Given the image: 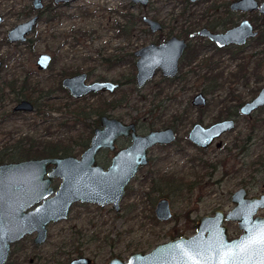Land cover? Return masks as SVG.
<instances>
[{
    "label": "rangeland",
    "instance_id": "374dc122",
    "mask_svg": "<svg viewBox=\"0 0 264 264\" xmlns=\"http://www.w3.org/2000/svg\"><path fill=\"white\" fill-rule=\"evenodd\" d=\"M31 1L0 0V17H2L0 23V62H2L0 147L10 143L12 139L16 141L20 138H29L34 145L52 140L67 146L70 137L79 131H75L79 127L73 129L74 126L71 124L62 126L59 121H53L52 119L59 118V114H52L46 108L40 110L43 116L33 111L16 117H7L14 103L22 100L21 89H23L25 78L28 79V87L35 98L41 93L65 97V94L58 91L57 87L61 76L73 73H85L90 82L105 79L124 83L118 93L104 95L100 101L104 98L113 100L125 94L129 104L113 110L110 115L120 117L124 121L138 118L141 129L145 131V128L149 127V120H152L149 111L153 104L159 105L162 102L164 107L165 96L173 87L170 89L168 85L162 84L160 76L141 90H135L134 85L125 84L132 71L130 63H135L132 54L157 39L141 25L140 19L146 15L164 23L166 29L163 35L176 36L177 30L174 29L173 19L184 7V0H150L145 10L132 6L129 0H77L65 9L44 10L24 44H9L6 40L7 32L37 14L31 8ZM42 1L45 6L51 3V0ZM231 1L233 0H207L197 5L186 6L188 12L194 14L192 23L197 26L202 24L198 20L199 16L210 4L216 2L222 5ZM217 11L218 14L214 17H222L223 6ZM234 18L237 21L239 17L235 15ZM126 27H128L127 34H121V28ZM205 49L197 61L185 71L194 69L202 72L204 60H207L205 65L213 66L219 63L218 68H215L216 73L223 72L221 80L217 83L220 86L219 93L207 97L210 106L204 118L211 116L206 120L210 121L214 117V112L225 106L224 103L220 104V100L224 97L226 99L225 95L230 87H233L231 91H239L236 95L246 101L254 91L264 86V42L259 48L256 47V43L248 44L246 48L240 50V57L235 61L220 53L214 57L211 48ZM44 54L52 58V64L46 71H40L36 67V61L40 55ZM104 59L118 60V62L121 59L122 64L108 68ZM240 65L246 67L247 86L234 82L230 77L232 73L238 71ZM187 79L188 85L194 86V89L180 96L177 99L178 104H171L165 111L163 107L155 111L152 116H162L157 125L161 126L164 119L168 121L169 117L180 113L185 103H188L198 90L204 89L199 77L192 76L188 81ZM204 84L205 88L209 86V82ZM181 85L184 83L178 80L169 86L177 89ZM159 86H163V93L155 97L157 93L155 88ZM205 91L209 92L207 89ZM97 100L99 98L88 97L86 100L73 103V107L92 104ZM53 102L61 105L65 103V100ZM65 116L67 113L64 114ZM3 118L4 120L1 121ZM253 119L254 121L263 120L264 110L257 113ZM93 121L94 119L91 118L86 121V124L92 125ZM187 124L183 125V130ZM251 124L252 122L245 118L238 119L235 129L223 139L224 147L213 148L202 155L195 153L185 143L184 132H181L180 141L173 148L151 150L149 153L151 164L137 173L131 181L129 196L124 198L120 205V215L111 211L109 206L104 209L78 207L72 211L69 221L48 229L47 241L39 250L32 248L30 239L12 247L11 251L14 252L12 262L28 264L31 257L40 253L42 258L39 263L41 264L55 262L66 264L69 259L76 256L75 248L81 242L85 243L82 249L86 255L94 258V264H107L111 257L127 260L132 254L149 253L157 245L172 241L179 236L191 237L195 233L194 222L197 225L200 218L212 215L214 211L226 213L232 208L230 196L237 189L249 186L246 189L251 195L261 193L264 170H261L256 163L264 160V121L260 122L254 133L250 135ZM248 135H250V141L245 152H239L237 147L232 148L230 153L227 152L226 149L234 142L238 147L243 145ZM237 138L238 141H236ZM104 156L99 157V162ZM164 175L174 176L177 182L182 179L177 186L179 192L175 193L174 189L177 188H173L172 185L167 187L159 180ZM152 182L156 183L153 191H151ZM147 193L150 194L147 195ZM161 197L170 201L174 215L168 222H158L154 218L153 209ZM257 216L264 218V209L259 210ZM224 225L229 237L237 238L241 234L236 223L225 222ZM75 227L80 230L77 236L72 233ZM21 248L24 249L21 250Z\"/></svg>",
    "mask_w": 264,
    "mask_h": 264
},
{
    "label": "water",
    "instance_id": "95a60500",
    "mask_svg": "<svg viewBox=\"0 0 264 264\" xmlns=\"http://www.w3.org/2000/svg\"><path fill=\"white\" fill-rule=\"evenodd\" d=\"M72 0H54L68 3ZM195 1V0H191ZM133 4L145 7L149 0H131ZM33 11H39L41 0H32ZM259 8V9H258ZM232 11L264 14V1L259 6L255 0H239L230 6ZM2 18L0 17V23ZM38 16L14 26L7 33L10 43L24 44L32 32ZM152 32L160 25L146 17L142 19ZM199 35L212 41L217 47L242 45L255 33L249 22L224 34H210L206 30ZM185 48L184 41L175 38L155 46L153 44L137 51L136 85L142 88L151 80L157 69L165 78L177 74L178 61ZM51 62L48 55H40L36 61L38 70H46ZM86 75L81 74L62 81V87L72 97L79 99L90 93L110 92L117 85L110 82L85 83ZM196 102H204L198 96ZM264 106V88L258 96L241 108L243 115L249 116ZM29 103L22 102L15 110L30 111ZM103 130L95 129L90 145L80 160L72 157H51L30 159L18 163L0 165V264H7L11 246L26 235L36 233L35 244L46 241V227L49 223L67 219L70 206L77 201L99 206L112 205L119 211V203L125 188L134 179L140 168L148 164L147 151L155 145L169 144L174 140L171 130L151 132L138 136L132 125H124L115 119L101 118ZM234 128L232 121L216 124L208 129L196 126L189 139L194 144L206 148L216 138ZM119 136L130 137L132 145L120 151L111 166L104 170L96 164V155L101 149L114 148ZM51 170L48 172V169ZM52 179L61 181L54 193ZM233 208L228 212L215 211L213 216L200 218L196 233L189 238H179L157 245L149 253L132 254L126 261L112 258L108 264H264V218L257 216L264 209V194L247 198L243 189L236 191L232 198ZM36 208L32 209L34 206ZM159 222L171 220L168 201L161 200L155 209ZM225 222L237 224L240 236L230 239ZM88 259L75 260L71 264H88Z\"/></svg>",
    "mask_w": 264,
    "mask_h": 264
},
{
    "label": "flooded vegetation",
    "instance_id": "af4514ba",
    "mask_svg": "<svg viewBox=\"0 0 264 264\" xmlns=\"http://www.w3.org/2000/svg\"><path fill=\"white\" fill-rule=\"evenodd\" d=\"M76 1L77 0H72L71 2H68L66 4L62 3V2H59L57 5H55L54 4V0H51V3H49V4H47L45 6L43 4V1L41 0L43 7H42L41 10L36 11L37 14L34 15V16H38V20H39L41 18V16L43 15V11L44 10H49V9H53L54 10V9H57V8L65 9L68 6L72 5ZM129 1L132 4V6L134 5L135 7H140L143 10L147 9V7L150 4V0H149L148 4L145 7H143L141 5H138V4H133L131 2V0H129ZM205 1H207V0H195V1L184 0L183 1L185 3V4H183L184 7L176 15L175 19H173L174 29L177 30L176 36L175 35H168V36H166V35L164 36L163 35V33H164L165 29H166L165 28L166 26L164 25V23H160L159 21L151 19V18H149L146 15H143L142 18L140 19L141 25L146 27L148 32L152 36L157 38L156 40H154L153 42H151L150 44H148L146 46H149L151 44H153L155 46H158L160 44H163V43L169 41L172 38H175V39H178V40H182V41H184V44H185V48H184L183 54H182L181 58L178 61L177 74L173 78H165V77L162 76L160 70L157 69L155 74H154V76H153V78L151 80H149L146 83V85L144 87H142V88H138V86L136 85V73H137L136 62H137L138 58H136L134 56V54L137 51H139L140 49H142V48H144L146 46L136 50L132 54V56L135 58V63H133V62L130 63L132 71L130 73V78L125 83L126 85H134L135 86V88H134L135 90H141V89H144L148 84H150L156 77L160 76V82L162 84L168 85L167 87L170 88V89H172L171 87H173V89L170 90L169 93L165 96V101L166 102L164 103L165 104L164 107H163L162 102L159 105L157 103H156V105H155V103L153 104L152 108L149 111V114L152 117V120L151 121L149 120V122H150L149 123V127H147V129L145 128V131H143L144 129H141V127H140L141 123H140L138 118L131 119L130 121H124L120 117L116 118L114 116H111L110 113L113 112V110H116L119 107L121 108V106H123V105L126 106V105L129 104V102L125 101L123 103L115 104V106H113L110 111L105 112L103 115L100 114V116L91 117V118L94 119V121L91 122L93 127L91 129L92 132H91L90 137L88 139L84 140V141H86V143H83L82 145H81V143L79 144L77 139L79 138L80 140H82V137H79V133H77V132L74 133L75 135L70 137V141H69V143H67V148H70L72 150H68V152H67L68 155L64 156V157H72V158H75L77 160L81 159L82 155L84 154V152L87 150V148L90 145V141H91V139L93 137V131L95 129H100V130L104 129V127L101 125V118H103V117H105L107 119H115V120L123 123L124 125H132L135 128L136 134L138 136H146V135H148L151 132L164 131V130H171L173 132L174 140L171 143L163 144V145H155V146H153L152 148H150L147 151L148 164L146 166H144L143 168H140L137 173H139L144 168L149 166V164H151V159L149 158V153L151 152V150H153V149H170V148H173L174 146H176L179 143V141H180L179 138H180L181 132H184L183 140L185 141V143H187L193 149V151L195 153L199 154V155H202L203 153H206L209 150H212L213 148L222 149L224 147L223 139L235 129L236 122H238V119H240V118H245V119H247V121H250V123L252 122L251 127H254V129H253V131H251V127H250L249 128V134L251 135V134L254 133V130H255L256 126L258 124H260V122H263L264 119L263 120L257 119L256 121H254L253 118H255L257 113H259L260 111L264 110V106L259 107L257 110L252 112L249 116L243 115L240 110L246 103H249L252 100H254L258 96V94L262 91L264 86L262 88L256 90V91H254L251 94V96H249L248 100H246V101H243L240 96L236 95V93H238L239 91H236V90L235 91H231V90H233L232 89L233 87H230L228 93L225 95L226 99L224 97V98H221V100H220V104L224 103L225 106L220 108V109L216 108V110L217 109L218 110H217L216 113L214 112V117L211 118L210 121H206L207 118L211 117V116H208L206 119L204 118L208 114V111H209L208 109H209V106H210L207 97L209 95H213V94L219 93L220 86H218V85L217 86L209 85L207 88H205L206 86H205L204 83L205 82L207 83L209 78H214L215 77L216 84H217L218 81L221 80L223 72L216 73L215 68L216 67L218 68V64L219 63L218 64L215 63V64H213V66L209 65V64L205 65L204 63L207 60L202 61V63L204 62L203 63L204 67L202 68V72L194 70V69H191V70H189L187 72L185 70H186V68L191 67L197 61V59L200 56L201 52H204L206 50L205 48H211L213 50V52H214V55H213L214 57L217 56L218 53H220V54H224V56L225 55L228 56V58L233 60V61L237 60L240 57V54H239L240 50L246 48L248 46V44L256 43V47L259 48L262 45V43L264 42V39L262 38V36L264 35V14H260L258 10L253 11V12L232 11L230 9V6L233 3H235V2H237L239 0H233L230 3H228V4L227 3H223L222 5H218L216 2H213L199 16L198 20L200 22H202V24L195 26L192 23V19L194 18V14L188 12L189 10H188L186 5H197V4H200L201 2H205ZM255 1L260 6L261 3L264 0H262L261 2H258L257 0H255ZM222 6H223V16L219 17V18L218 17H214V16H217V14H218L217 10L218 9H222ZM31 8L33 10L32 5H31ZM235 15H237V17H239L237 21H235V18H234ZM143 17H146V18H148V19H150V20H152L154 22H157L160 25V29L155 31V32H152L150 30V28L147 26V24L143 23V21H142ZM133 19L134 18H132V20ZM244 21H247V22L250 23V25L253 28V32L255 33V36L253 38H248L245 41V43L242 44V45H234V44H232V45H228V46L219 48L212 41H210L209 39L199 35V32H201L202 30H206L210 34H224L227 31L240 26V24L242 22H244ZM37 23H38V21H37ZM261 28H263V29H261ZM127 32H128V27H127ZM27 37H26V41H27ZM6 40H7V35H6ZM261 40H262V43L258 45V41H261ZM7 42H8V40H7ZM193 42L195 44H193ZM8 43L9 44L22 45L20 43H10V42H8ZM229 51H231V52H229ZM227 52H229L228 53L229 55L225 54ZM192 53H194V57L191 56ZM186 57H188L189 59H187ZM111 61H112V59L108 60V61L106 59H104V62H106L108 68L120 66L122 64V62H120L121 59L119 60V62H118V60H115V61H112V62ZM113 62H116L115 65H114ZM51 64H52V58H51V62L49 64V66L47 67V69L50 67ZM1 67H2V62H0V71H1ZM46 70H43V71H46ZM81 74L86 75L85 73H73L71 75H63V76H61V79L59 81V85L57 87V90L62 92L63 94H65V97H55V96L49 95L50 93H41V94H39V96H37L35 98L33 96V94H30L31 92L28 93V92L22 91L23 92V94H22L23 97H21L22 100H17L14 103V105L11 108L10 112L8 113L7 117H16V116H20L22 114L31 113L33 111H37V112H39L37 115H42L43 116V113L40 112V110H43L44 108H46V109H49V112H51L52 114L53 113H58L59 114V118L58 119H52L53 121H59L62 124V126L63 125L68 126V124H71V125L74 126L73 129H76V127H79V129H76L75 131L79 130V132H82V128H84L82 126L83 122L80 124V123H76V121H74L75 117L73 115V109H74V107H73L74 104L73 103L78 102V101L80 102V101L86 100L88 97H90V98H99L98 96L103 97L104 95H114L115 93L119 92V90L121 89V87H122V85L124 83L122 84L119 81H114V82L107 81L105 79H103L101 81L90 82L89 79H88V76L86 75L85 83L87 85H90V84H93V83L110 82L112 84L117 85L118 87L112 93H110V92L90 93V94H88L85 97H82V98H79V99H75L74 97L71 96V94H70V92L68 90H66V89H64L62 87V81L64 79H66V78H72L74 76L81 75ZM234 74L235 73H232L230 75V77L233 78ZM192 76L199 77L200 80H202L201 83L203 84V88L204 89L198 90V92L195 93V95L191 98V100L188 103L187 102L185 103V106L182 108L180 113H175L174 115H172V117H169L168 121L166 119H164V122H163V124L161 126L157 125V123L161 121V117L162 116L159 115L157 117H154V116H152V114L155 111H159L162 107L164 108V111H165L169 106H171V104H175V103L178 104L179 102L177 101V99H179L180 96L182 97L184 94H186V93L190 92L192 89H194V86L188 85V82H186V78L189 79ZM188 79H187V81H188ZM178 80H182V83H184V85L178 86L177 89H174V88H176L174 86H169V85L173 84L175 81H178ZM233 81L234 82H238L236 79L235 80L233 79ZM247 83H248V79H247ZM245 86H247V84ZM160 89H164L163 86L162 87L159 86V87L155 88V90H157V92ZM205 89H207L209 92H206ZM175 94H177V95H175ZM46 95H48V96H46ZM123 96L126 97V95L124 94L121 97H116L115 100H117V102H118L119 100L123 99L122 98ZM198 96H202L204 98V102H202V103L196 102L195 99ZM0 98H1V96H0ZM182 99H184V97ZM224 99H225V102H224ZM47 100H49V101H47ZM54 100H60V101L61 100H65V103H62L61 105H56L55 102H53ZM113 100L112 99L108 100V99L104 98L100 102V104L102 103V105L105 106V104L107 102H111ZM115 100H114V102H115ZM22 102L29 103L32 109L30 111L15 110L17 108V106H19ZM97 103H99V102H95L93 104H97ZM180 104H182V103H180ZM66 113H67V116H65V117H67V118L64 117V114H66ZM63 117H64V119H63ZM91 118H89V119H91ZM89 119L84 120V122L88 121ZM3 120H4V118L1 121H3ZM45 121H47V120H45ZM95 121H96V123L94 124ZM155 121H156V123H155ZM225 121H232L234 123V128L231 131L226 132V133L222 134L220 137L216 138L206 148L200 147V146L194 144L192 141H190V139H189L190 133L196 126H200L203 129H208V128L216 125V124H219V123H222V122H225ZM256 122H257V125H254ZM185 124H187V125L185 126V129L183 130L182 127ZM78 125H80V126H78ZM141 131H143V132H141ZM250 135H248V137L244 140L243 145H241V146L239 145L240 147H238V145L235 144L236 142H234L233 145H231V147L226 149L227 152L230 153L231 149L235 148V147L238 148L239 152H241V153L245 152L247 150V148H248L247 145H248V143L250 141ZM28 139L29 138H20V139H18L16 141H14L12 139V141L10 143H7V145H3V147H0V153H2V152L11 153V150L17 146L16 145L17 143H19V145H20L19 147H21V146L22 147H27V145H29V142H31ZM25 140H27V141L25 142ZM236 141H238V138L236 139ZM50 142L59 143V141H52V140H50ZM78 145H81V146L77 147ZM131 145H132V141H131L130 137L119 136L118 138H116V140L114 142V148L112 150H110V149H101L97 153V155L95 157L96 164L98 166L102 167L104 170H107L112 164V159L120 151L127 149ZM22 147H21V149H22ZM179 152H181V150H179ZM101 155H105V156H104L103 160L99 162V157ZM64 157H59V158H64ZM49 158H51V157H49ZM194 158H196V157H194ZM192 161H194V160H192ZM197 161H199V160H197ZM18 162H22V161H12V162L5 161V162L0 163V165L9 164V163H18ZM256 164H257L258 167L260 166L261 170H264V160H263V162L262 161L261 162H257ZM50 170H51V168L48 169V172ZM164 177H165V179H170V178H172L174 176H166V175H164ZM132 180H134V179H132ZM131 181L128 184V186L125 188V192H124L122 200L129 196V188H130ZM181 182L182 181L174 183L172 185L173 188H177L178 189L177 186H179V183H181ZM60 183H61V181L59 179H52L51 188L53 189L54 193L59 189ZM163 184L165 186H167V187L170 186V184H168L166 182H163ZM248 187L249 186H247L245 188L241 187V188L237 189L236 191H238L240 189H243L246 192L247 198L259 197L260 195L264 194V181H263V183L261 185L262 191L259 194L251 195L249 193V190L246 189ZM177 189H174L176 191L175 193L179 192V189H178V191H177ZM151 191H153V190L151 189ZM235 192H233L231 194V196H230V203L231 204H232L231 198H232V196H233V194ZM149 194L150 193H147V195H149ZM122 200L119 203V211H117V212L113 209L112 205H107V206H109L111 211H113L116 215H120V210H121V206L120 205H121ZM161 200L168 201V205H169L170 212H171V215H172L171 217H174V215L172 213L170 201L167 198H165V197H161V198L158 199V201L156 202V204L154 206V209H153L154 218L156 217L155 216L156 206ZM233 206L234 205L232 204V208H233ZM36 207H37V205L34 206L32 209H34ZM78 207H95V208H98V209H104L106 206H99V205L91 204V203H83V202H80V201L74 202L69 208L68 216H67L66 220L49 223L47 225V227H46V231H47L46 241H47V238H48V229L51 226H57V225H60V224H62L64 222H66V221H69L72 211L74 209L78 208ZM228 212H226V213H228ZM213 214L209 215V216H213ZM206 216H208V215H206ZM156 221H157V219H156ZM194 224H195L194 228H195V233H196V223L194 222ZM78 230L79 229H77V227H75L73 229L72 233H73L74 236H77L78 234H80L79 233L80 230L79 231ZM195 233H194V235H195ZM35 237H36V233L30 234V235H26L23 239H21L20 241L14 243L11 246V248L16 246L18 243H22L24 240L30 239L31 243L33 244L32 248L34 250H39L42 247V245H44L45 243L40 244V245L35 244L34 243ZM182 237L183 236H179L176 239H179V238H182ZM183 238H185V237H183ZM229 238L230 239H234V238H231V237H229ZM77 242H79V240H77ZM83 247H85V243L79 242L77 244L76 248H75V255L76 256L72 257V259H69L66 262V264H71V262H73L75 260H81V259H88L89 260L88 264H94L95 263L94 258H91L90 256H87L86 252H84V249H82ZM11 248H10L9 256H8V259H7V264H14V262H12L14 252L11 251ZM23 249L24 248H21V250H23ZM21 250H19V252ZM41 258H42L41 254L38 253L36 256H33V257H31L29 259L28 264H34L35 262L37 264H41V263H39V261H41ZM112 258H115V257H111L109 259V261ZM116 258H120V257H116ZM120 259H122V258H120ZM122 260L126 261L125 259H122ZM109 261H108V263H109ZM58 263L59 262H57V263L55 262V263H52V264H58ZM46 264H48V263H46ZM59 264H65V263H59Z\"/></svg>",
    "mask_w": 264,
    "mask_h": 264
},
{
    "label": "trees",
    "instance_id": "16d2710c",
    "mask_svg": "<svg viewBox=\"0 0 264 264\" xmlns=\"http://www.w3.org/2000/svg\"><path fill=\"white\" fill-rule=\"evenodd\" d=\"M133 21H134V19H133ZM120 31H121V34H127V27L121 29ZM262 38L264 39V35L262 36ZM261 43H262V40L258 41V45ZM191 56L194 57V53H192ZM186 58L189 59L188 57H186ZM258 66H259V64H258ZM233 79L234 80L236 79L242 85L247 84L246 67L244 65H240L238 67V71L234 74ZM208 81H209V85L217 86L215 77L209 78ZM27 83H28V79L25 78L24 82H23V89H21V91L29 93L30 89H29V87H28L29 85ZM31 90H33V89H31ZM162 93H163V89H160L155 94V97L157 95L158 96L161 95ZM30 94H32V93H30ZM98 97H99V100H97L96 102H99V103H97V104H93V103L92 104H82L81 106H75L73 109V115L75 117L74 121H76V123H80V124L83 122L82 126L84 128H82V132H79V131L77 132V133H79V137H82V140H80L79 138L77 139L79 144L81 143V145L83 143H86V141H84V140L88 139L90 137L91 132H92L91 129L93 127V125L92 126L87 125L86 122H84V120H87L93 116H100V114L103 115L105 112L110 111L112 109V107L115 106V104L123 103L125 101L129 102V100H127L126 97L123 96L122 97L123 99L119 100L118 102H117V100L114 99L115 102L113 100L111 102H107L105 104V106H103L102 103L100 104L101 97L100 96H98ZM47 101H49V100H47ZM95 123H96V121L94 122V124ZM254 125H257V122ZM253 129H254V127H251V131H253ZM16 145L17 146L11 150V153H5V152L0 153V163L5 162V161L12 162V161H26V160H30V159H41V158H49V157H64V156L68 155V153H67L68 150H72L70 148H67V146H64L63 143H61V142L53 143L50 141L42 142L39 145H34L33 141H31V142H29V145H27V147L21 146L22 149H21V147H19L20 146L19 143H17ZM81 145H78L77 147H79ZM159 180L161 182H166L170 185L177 183L176 182L177 180L175 179V177H172L170 179H165L164 176H161L159 178ZM151 184H152L151 189L154 190L155 189L154 186L156 185V183L152 182Z\"/></svg>",
    "mask_w": 264,
    "mask_h": 264
}]
</instances>
